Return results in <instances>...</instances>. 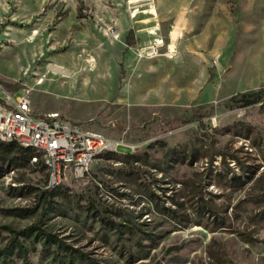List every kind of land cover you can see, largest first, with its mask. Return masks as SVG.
Instances as JSON below:
<instances>
[{
    "label": "rangeland",
    "instance_id": "rangeland-1",
    "mask_svg": "<svg viewBox=\"0 0 264 264\" xmlns=\"http://www.w3.org/2000/svg\"><path fill=\"white\" fill-rule=\"evenodd\" d=\"M132 1L0 0L5 90L17 98L33 88L35 113L87 118V128L137 147L51 187L47 167L0 145V253L15 237L25 248L0 254V264H69L53 254L55 244L17 235L31 226L98 264H264V103H238L264 88V0ZM146 8L158 12L164 45L152 60L166 56L184 69L192 62L200 94L129 116L102 102L98 61L109 42L101 35L114 34L116 20L102 14ZM69 66L90 82L70 77Z\"/></svg>",
    "mask_w": 264,
    "mask_h": 264
},
{
    "label": "crops",
    "instance_id": "crops-1",
    "mask_svg": "<svg viewBox=\"0 0 264 264\" xmlns=\"http://www.w3.org/2000/svg\"><path fill=\"white\" fill-rule=\"evenodd\" d=\"M108 12L102 15L106 17L115 16L116 20L111 27L114 29V34L105 30L101 35L105 41L109 42L100 51L98 61L100 76L105 80V94L102 102L112 107L124 108L129 116H131V112L138 109L165 107L172 103L183 106L194 102L200 94V85L196 77L197 68L192 62L190 63L191 68L186 67L184 69L180 68L178 63L170 61L166 56L152 60L154 56L140 58L136 54L137 50L148 49L151 46L156 48L164 46L156 43V40L161 39L159 38L161 31L158 30L157 26L154 27L155 16L158 15V12L148 8L126 9L120 11L122 12L119 15L120 18H118L116 11ZM152 27H154L156 34L151 33ZM130 32L133 34V44H128L127 41ZM173 34L174 32L171 31L170 37ZM117 39L119 43L124 45L123 49L116 41ZM172 47L176 49L175 44L168 45L170 50L173 49ZM135 54L139 59L135 57ZM177 55H181L179 47ZM118 63L119 65H117ZM65 68L70 70V77L81 78L85 82H90L91 75L87 76L82 72H77L74 76V70L71 66ZM122 70L126 71L125 75L122 74ZM33 111L35 113L34 108ZM65 114L71 120L70 115ZM86 119L71 121L81 123L85 122Z\"/></svg>",
    "mask_w": 264,
    "mask_h": 264
},
{
    "label": "built area",
    "instance_id": "built-area-1",
    "mask_svg": "<svg viewBox=\"0 0 264 264\" xmlns=\"http://www.w3.org/2000/svg\"><path fill=\"white\" fill-rule=\"evenodd\" d=\"M155 48L137 50V55L154 56ZM23 90L25 94L15 98L0 81V143H16L31 149L32 164L41 163L49 170L51 187L59 185L68 173L76 178L85 177L96 159L110 153L121 154V147L136 150L124 138L91 130L58 112L35 114L30 97L33 88Z\"/></svg>",
    "mask_w": 264,
    "mask_h": 264
},
{
    "label": "trees",
    "instance_id": "trees-1",
    "mask_svg": "<svg viewBox=\"0 0 264 264\" xmlns=\"http://www.w3.org/2000/svg\"><path fill=\"white\" fill-rule=\"evenodd\" d=\"M132 36H133V34H132V32H130V34L127 38L128 44L134 43V40H132ZM238 103L242 107L256 106V105H259L261 103H264V88H260L258 90L252 91L250 93L243 94L240 97V99L238 100ZM0 145H3L5 147L19 146L16 143H9V144L0 143ZM19 152H21L23 159L27 160L28 162L31 161V159L34 155V153L31 149H26V148H23L21 146H19ZM107 155H116V153H110ZM123 155L126 156L125 158L132 159L133 162H136V161L138 162V160H139L138 156H135V155H130V154H127V155L123 154ZM48 192H50V191L49 190L45 191L44 195H46ZM52 193H53V191H51V194ZM48 202H49V209L54 210L55 209L54 205L50 203L51 201H48ZM201 209L204 210V207ZM128 231H129V233L136 235L135 231L132 228H128ZM35 233H37V234H35ZM17 235L20 237H24L25 239H31L33 236H35L36 239H38V238L45 239V241H44L45 246L55 244L56 249L53 251V254L57 257H61V260H63L64 262H67L69 264H98V262H96L95 260L90 259L89 257H87L85 255L78 254L76 251H72V252L68 253L67 248L64 247L62 243L57 241L54 236L46 234L38 226L28 227L22 231H19L17 233ZM16 250L20 254L24 253V251H25L23 244L18 241L17 237H15V239L11 241V243L8 245V247L6 249L2 250L0 254L4 257L8 258L10 256H13V254L16 252ZM61 251H65V252H67V254L63 255L61 253Z\"/></svg>",
    "mask_w": 264,
    "mask_h": 264
},
{
    "label": "bare ground",
    "instance_id": "bare-ground-1",
    "mask_svg": "<svg viewBox=\"0 0 264 264\" xmlns=\"http://www.w3.org/2000/svg\"><path fill=\"white\" fill-rule=\"evenodd\" d=\"M135 1V0H134ZM134 1H132V2H134ZM131 2V3H132ZM37 32H35L33 35H32V37L30 38L31 40H33V37H34V35L36 34ZM35 39V38H34ZM158 43V45H162L163 44V41L162 40H158L157 41ZM172 48H174V47H172ZM49 69L50 70H52V71H54V72H60V73H62L63 75H65V76H67L68 75V72L67 71H65L64 69H62L61 67H59V66H56V65H51V66H49Z\"/></svg>",
    "mask_w": 264,
    "mask_h": 264
}]
</instances>
